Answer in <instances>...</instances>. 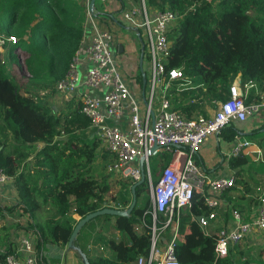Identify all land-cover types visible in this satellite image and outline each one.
<instances>
[{"label":"trees","instance_id":"1","mask_svg":"<svg viewBox=\"0 0 264 264\" xmlns=\"http://www.w3.org/2000/svg\"><path fill=\"white\" fill-rule=\"evenodd\" d=\"M146 2L180 17L170 33L173 45L166 68L184 67L191 82L183 89L178 84L168 89L172 111L189 120L209 117L218 103L230 99L231 86L239 75L244 90L245 85L254 84L247 91L246 103H264V0ZM86 11L79 0H0L1 33L18 40L8 56L0 53V167L15 179L23 212L32 219L27 229L36 232L35 246L43 261L48 245H55L75 251L81 264L80 252L90 264H137L139 258L149 257L151 247L150 229L143 225L145 221L151 226L153 220L148 213L152 210L148 179L137 186V203L129 217L98 216L81 229L69 248L79 222L75 216L83 218L105 206L126 210L133 201L128 183L113 192L114 172L109 168L116 159L101 148L97 136L91 138V122L82 113L81 104L71 103L67 110L57 112L50 101L56 98L57 85L80 48ZM16 67L21 71L19 79L9 72ZM240 132L233 123L221 133L231 143ZM171 159L165 153L158 155L156 162L168 165ZM250 162L243 155L230 159L229 166L240 176ZM158 163L153 168L155 183L161 177ZM239 184L244 192L232 209L250 215L258 202L247 197L251 189L246 182L239 180ZM143 197L146 200L141 204ZM42 206L50 207L52 213L43 221ZM210 213L200 194L194 196L190 207L181 210L176 246L180 264H242L244 257L237 246L230 249L228 257L216 261V240L205 235L199 222ZM2 216L0 209V248L5 247L0 249V260L5 263L14 250L11 243L3 241L9 228L3 225ZM176 222L174 218L168 235ZM139 226L142 229L137 232ZM93 238L105 247L108 258L90 254Z\"/></svg>","mask_w":264,"mask_h":264},{"label":"built area","instance_id":"2","mask_svg":"<svg viewBox=\"0 0 264 264\" xmlns=\"http://www.w3.org/2000/svg\"><path fill=\"white\" fill-rule=\"evenodd\" d=\"M79 1L87 8L84 37L64 79L57 85L58 100L80 97L82 113L90 120V128L96 131L101 148L116 159L109 171L128 180L130 187L142 179V159L148 179L150 157L164 153L172 155V162L163 170L158 182L150 186L152 210L148 213L153 218L152 225L143 222L144 227L150 229V254L148 258H139L137 264H180L176 255L180 238L179 215L181 210L192 205L196 194L205 197L211 209L210 215L200 218L199 222L205 235L216 240V261L228 257L232 247L247 239L261 237L264 240V183L256 189L258 207L252 214L231 209L232 223L213 230L212 224L222 206L221 198L237 186L238 178L236 175L211 177L197 162L198 153L209 138L216 137L233 123L245 124L260 114L262 104L246 103L247 91L254 84L245 85L244 90L238 76L231 86L228 101L218 103L209 117L189 120L182 113L171 110L168 97V89L173 84L183 89L191 82L185 76L184 67L166 68L173 45L170 33L180 17L169 9L148 6L146 0H140L137 5L130 0H98L104 7L102 12H96V4L91 8L92 0ZM123 24L140 35L144 55L149 60V94L144 108L123 76L124 55L120 52L125 46L121 34ZM17 42L15 36L4 37L0 29V53ZM21 64L25 67V59ZM97 89L103 91L101 95L94 94ZM123 119H127L126 126L120 125ZM155 146L158 149L151 154ZM251 146L250 141L237 140L228 156L239 157ZM14 182L15 179L0 167V209L3 219L10 215L13 230L8 239L16 242V249L7 254L5 264H43L35 246L36 232L27 229L32 222L30 215L19 205L21 209L13 211L4 193ZM174 218L177 222L172 237L166 241L165 234ZM141 229L140 226L135 228L137 232ZM88 251L91 255L108 258L105 247L95 238Z\"/></svg>","mask_w":264,"mask_h":264},{"label":"crops","instance_id":"3","mask_svg":"<svg viewBox=\"0 0 264 264\" xmlns=\"http://www.w3.org/2000/svg\"><path fill=\"white\" fill-rule=\"evenodd\" d=\"M130 1L133 2L135 0H130ZM97 3H99L98 6ZM97 3L95 9L96 12H102L104 10L102 3L100 2ZM115 8H112V10H114ZM138 38L141 40L140 37ZM122 42L125 44L124 48L122 47L120 50L121 54L124 55L122 57V66H123L122 70L126 75V77H128L129 79V81L126 80L129 87L132 89L133 93L138 97L139 102L144 108L145 99L148 97L149 94V84H148L149 71L146 73L145 63L147 60V66L149 70V60L147 56L143 55V47L141 50H139L134 42L129 43L124 38ZM144 75L146 76V84L144 83ZM139 77L141 78V81L139 80ZM239 77H241V75H239ZM102 92L103 91L101 89H97L95 90L94 94L101 95ZM56 98H57V103L60 104L61 106L60 108L54 107L55 110H57V112L62 110H67L70 107L71 103L75 105L80 103V97H78V95L73 97L69 96L66 97L65 99L59 98V100H58V95H56ZM262 105L263 108L257 117L250 119L245 124L236 123L239 124L237 125V127L241 130V132L234 141H232L231 143L228 142L225 136H223V133H221L222 132L221 131L216 137L209 138L203 145L201 151H199L198 153L197 162L211 177L236 175L238 178L237 186L234 188L235 190L232 189L228 191L221 198L223 204L221 208L218 210V218L212 224L213 230H219L223 227L225 228L232 223L230 210L236 205V202H239L238 198L241 197L242 193L244 192L243 187L241 186V184H239V180H242L248 184V181H246L245 179L248 178V180L252 181L253 178L259 177L261 178V182L259 183V185H261V183H264V103ZM126 124H127V119H123L122 122L120 123V125L122 126H126ZM89 133L90 134L92 133L91 138H94L95 136L98 137L94 129L90 128ZM256 135L258 136L254 138V136ZM237 140L250 141L252 143V146L244 154L241 155V156L244 155L249 157L251 162L249 166H246L242 169L243 171L241 172L240 176L237 175L238 170H232L230 168L229 161L232 158H229L228 156L229 155L228 152L231 146H233ZM182 158L183 157L180 156L181 160ZM171 162L172 159L170 163ZM258 186L256 187V189L258 188ZM248 188L250 189L251 187ZM4 193L10 201V204L12 205L11 209L13 211H16V209L20 207L23 208L21 205V198L19 195V191L15 185V182L12 183L10 186H8L6 189H4ZM247 197L253 198L251 192L250 195H248ZM254 198L257 201V192ZM17 205H19L20 207ZM44 208L47 207L42 206V209ZM14 215L15 213H13V216ZM9 216H10L9 214L7 216H4V219L2 217L3 225L9 228V232L4 235L3 241L4 243L12 242L11 245L13 247V250H15L16 242L8 239V236L10 237L13 230L12 222L10 221ZM77 217L79 216H75V218ZM252 240L255 242L259 241L256 238H252ZM54 247L55 245H48L46 251V260L43 261L42 259L43 264H81L75 251H71L61 247L63 251H61L60 254L58 255L56 250H53ZM0 249L4 250L5 247H2ZM0 264H5V263H3L0 260Z\"/></svg>","mask_w":264,"mask_h":264},{"label":"rangeland","instance_id":"4","mask_svg":"<svg viewBox=\"0 0 264 264\" xmlns=\"http://www.w3.org/2000/svg\"><path fill=\"white\" fill-rule=\"evenodd\" d=\"M99 2V1H98ZM133 3L135 5L139 4L138 0H135L133 1ZM99 3H97V6H98ZM123 27L124 29L121 30V34L123 36V38L131 43V42H134L137 46V48L139 50L142 49L143 47V44H142V39L140 40L138 38V33L135 32L134 30H132L130 27H127L126 25L123 24ZM10 49V48H9ZM7 50L4 52L5 55H6V52H7V55L9 54L10 50ZM9 72L11 75H15L17 77V79H19V74H20V68L19 67H16L15 69L14 68H9ZM145 70H146V73L149 71L148 70V66H147V60H146V63H145ZM123 76L124 78L129 81L128 77H126V75L124 74L123 72ZM139 80L141 81V78L139 77ZM19 82V80H18ZM50 101H52V105L54 107H61L60 104L57 103V98H54V99H50ZM239 125V124H237ZM258 135L254 136V138H256ZM165 154V153H164ZM168 154V153H167ZM161 155V154H159ZM171 155V154H170ZM172 156V155H171ZM158 160V155H153L150 157V163H151V173H150V176L148 177V184H149V188L151 186V184H155V181H156V178L157 176L155 175V172L153 170L154 168V165H157L158 162H156ZM170 164V163H169ZM168 164V165H169ZM167 165H160L158 163V173H159V176L161 175L163 169L166 167ZM246 181H248V187H251V194L253 196V198L256 196V187L259 185V183L261 182V178H253L252 181L245 179ZM111 182H112V190L113 192H118L121 190V187L124 186L125 184H129V181L126 180L125 178L121 177V175L119 174H116V173H112V179H111ZM244 182V181H243ZM245 183V182H244ZM150 194V193H149ZM150 197V195H149ZM146 200V198H142L140 203H144ZM255 207L252 208V212L255 211ZM10 211V210H8ZM51 211L49 209V207L47 208H44L40 211V214L42 215L41 217V220L43 221L44 219H46L48 216H50L52 213L49 212ZM76 219H80L79 217H77ZM166 219V218H165ZM30 226V224H29ZM165 237L167 238L166 241H169L172 237V231L170 233V235H168V232H166L165 234ZM253 238V237H252ZM252 238L250 239H247L246 241H244L241 245L237 246L238 249V254H241L243 255L242 257H244L243 259V262L242 264H261V261L264 260V240L261 238V237H254L256 239H258L259 241L258 242H255L252 240ZM53 250H56V252L58 253V255L60 254L61 251H63V249L61 248V246H55L53 248Z\"/></svg>","mask_w":264,"mask_h":264},{"label":"water","instance_id":"5","mask_svg":"<svg viewBox=\"0 0 264 264\" xmlns=\"http://www.w3.org/2000/svg\"><path fill=\"white\" fill-rule=\"evenodd\" d=\"M98 0H92L91 1V8L93 9L95 7V4L97 3ZM138 37H140V35H138ZM144 55V52H143ZM142 55V58H143ZM144 83L146 84V76L144 75ZM158 149V146H155L152 151L150 152L151 154H153L156 150ZM1 151V148H0ZM142 166H141V171H142V179L141 181H139L138 183H136L133 187H132V193H133V201L131 206L126 209V210H119V209H115V208H110V207H106L100 211L91 213L83 218L79 219L78 224L75 227V230L71 236V239L69 241V248L72 249L74 241L76 240L78 234L80 233L81 229L83 227L86 226L87 223H89L91 220L97 218L98 216H103V215H112V216H122V217H129L132 213V211L134 210L136 203H137V197H136V188L138 185L144 183L147 179V174L144 168V159L141 160ZM81 257H82V261L84 264H90L89 262V258L87 257V255L83 252H80Z\"/></svg>","mask_w":264,"mask_h":264}]
</instances>
